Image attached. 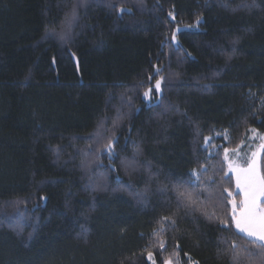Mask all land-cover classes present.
Here are the masks:
<instances>
[{
  "label": "trees",
  "instance_id": "obj_1",
  "mask_svg": "<svg viewBox=\"0 0 264 264\" xmlns=\"http://www.w3.org/2000/svg\"><path fill=\"white\" fill-rule=\"evenodd\" d=\"M251 129L264 135V0H0V264L259 253L221 223L241 200L224 151Z\"/></svg>",
  "mask_w": 264,
  "mask_h": 264
},
{
  "label": "snow or ice",
  "instance_id": "obj_2",
  "mask_svg": "<svg viewBox=\"0 0 264 264\" xmlns=\"http://www.w3.org/2000/svg\"><path fill=\"white\" fill-rule=\"evenodd\" d=\"M169 16H173L170 12ZM174 18V17H173ZM173 39H175V33H173ZM151 79V77L149 78ZM161 82L159 80L155 83V91L158 93L160 91ZM153 93L152 87H149L144 92L145 98H150ZM255 132V129H251ZM264 138V137H262ZM209 138H205L208 142ZM107 147L111 150L112 140L110 139ZM264 149V145H261ZM228 149H225L226 159ZM235 151V150H233ZM256 153L252 154V159L248 162L247 167H239L233 163L229 164V167L236 175V188L240 190L241 200L237 203L235 200L230 201L231 207V221L223 220L221 221L225 227H230L235 225V228L239 233H243L247 238L248 244L254 245L256 249H259V253L252 251L251 249L238 246L235 242L232 243L231 248L233 249L232 259L234 264H240L241 258L244 255L254 256L259 254L264 257V177H261L258 173ZM192 175L199 180V173L193 170ZM225 191H228L225 189ZM229 196L232 195L231 192L228 193ZM178 197L181 203L186 202L187 205L195 203L192 199V194L187 191H178ZM44 199V197H42ZM170 217H163L161 219V230H163L164 222L169 221ZM175 223V221H172ZM155 234V233H154ZM164 243L161 242L160 247L164 248ZM148 258L151 260L153 258V253L149 251L147 253ZM164 264H170V261L166 260Z\"/></svg>",
  "mask_w": 264,
  "mask_h": 264
},
{
  "label": "rangeland",
  "instance_id": "obj_3",
  "mask_svg": "<svg viewBox=\"0 0 264 264\" xmlns=\"http://www.w3.org/2000/svg\"><path fill=\"white\" fill-rule=\"evenodd\" d=\"M171 19H173V16H171ZM159 81L161 82V80H159ZM160 94H161V87H160V91L157 93L155 91V84H154V89H153V93H152L151 97L150 98L144 97V99L147 103H149L152 101V99L153 100L157 99V97H159ZM262 137H264L263 134L257 132L256 130H255V132H252L250 130L249 135L247 136L246 140L243 142V144L241 145L240 148L236 149L235 151H233V150L228 151L227 159H226V153L224 151V161H225L226 165L228 166V169H229L231 174L233 173V171L229 167L230 163L238 165L239 167H247L248 162L252 159L253 153L257 154L255 159L259 158V155L263 150L261 148V145H263V138ZM257 169H258V173H259L258 162H257ZM168 261H170V264H173L171 260H168Z\"/></svg>",
  "mask_w": 264,
  "mask_h": 264
},
{
  "label": "crops",
  "instance_id": "obj_4",
  "mask_svg": "<svg viewBox=\"0 0 264 264\" xmlns=\"http://www.w3.org/2000/svg\"><path fill=\"white\" fill-rule=\"evenodd\" d=\"M261 155H262V152L260 153L259 158L256 159V162H258V168H259V175H260V176H261V172H260V158H261ZM232 176H233L234 183H235V187H236V175H235V172L232 173ZM261 177H262V176H261ZM236 189H237V188H236ZM237 191L240 192L239 189H237ZM241 198H242V197H241ZM261 207H264V205H261ZM234 227H235V225H234ZM235 229H236V228H235ZM236 231H237V229H236ZM237 232H238V231H237ZM238 233H239V232H238ZM240 234L244 236L243 233H240Z\"/></svg>",
  "mask_w": 264,
  "mask_h": 264
}]
</instances>
